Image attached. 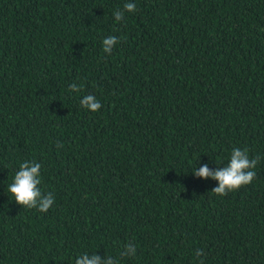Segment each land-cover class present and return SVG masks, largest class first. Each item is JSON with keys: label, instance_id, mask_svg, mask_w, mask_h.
I'll return each instance as SVG.
<instances>
[{"label": "trees", "instance_id": "trees-1", "mask_svg": "<svg viewBox=\"0 0 264 264\" xmlns=\"http://www.w3.org/2000/svg\"><path fill=\"white\" fill-rule=\"evenodd\" d=\"M234 148L257 175L216 195L195 172ZM24 161L41 164L47 212L7 190ZM85 252L264 264V0H0V264Z\"/></svg>", "mask_w": 264, "mask_h": 264}, {"label": "clouds", "instance_id": "clouds-1", "mask_svg": "<svg viewBox=\"0 0 264 264\" xmlns=\"http://www.w3.org/2000/svg\"><path fill=\"white\" fill-rule=\"evenodd\" d=\"M137 11L134 3H125L123 10H117L113 13L117 22L123 20L126 12ZM103 51L111 55L114 45L118 43L115 36H108L103 39ZM77 85L72 84L69 91H74ZM81 105L90 110L97 112L101 107V103L93 96L86 95L81 100ZM60 147H63L61 144ZM260 157L250 159L248 150L234 148L232 150L229 163L224 167H217V170L210 171L205 165L201 167L195 175L203 178H212L219 182V186L214 188L212 192L219 196H226L229 192H235L242 186L251 184L257 173L254 169L259 162ZM41 164L35 161H24L16 172L14 181L8 185L7 190L15 198V202L26 209H37L39 212H47L54 203V197L51 193L43 194L39 185L41 184ZM137 248L134 243L129 242L125 245L124 250L119 253V257H135ZM196 255H202L200 249L196 250ZM119 257L106 255L101 259L95 253H83L76 258L75 264H120Z\"/></svg>", "mask_w": 264, "mask_h": 264}]
</instances>
